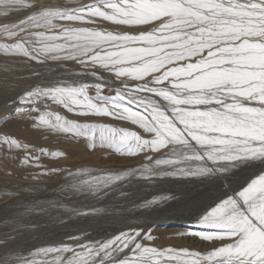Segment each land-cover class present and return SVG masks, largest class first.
Returning a JSON list of instances; mask_svg holds the SVG:
<instances>
[{"label":"snow or ice","instance_id":"1","mask_svg":"<svg viewBox=\"0 0 264 264\" xmlns=\"http://www.w3.org/2000/svg\"><path fill=\"white\" fill-rule=\"evenodd\" d=\"M0 59L4 77L34 78L4 101L0 152L32 192L60 181L46 205L0 193V264H264V0H0ZM24 121L121 166L65 167L70 153L9 131ZM168 182L179 195L133 200L134 186ZM130 201H184L194 227L181 235L203 250L158 246L153 222L18 251L41 217L119 219Z\"/></svg>","mask_w":264,"mask_h":264},{"label":"rangeland","instance_id":"2","mask_svg":"<svg viewBox=\"0 0 264 264\" xmlns=\"http://www.w3.org/2000/svg\"><path fill=\"white\" fill-rule=\"evenodd\" d=\"M50 2L75 4L77 3V0H50ZM2 63L3 61L0 59V64ZM19 69L23 70V72L26 71L25 74L20 73L17 75V72H13ZM33 79L34 78L30 76L28 70L23 66L14 67L7 77L0 74V80L8 83V89L5 87V89L0 93V125H2V118L10 111L9 108L4 107L5 99L16 92L27 88ZM59 110L63 114V110ZM9 131H11L17 138L36 148H47L51 151L63 150L70 153V158L61 162L65 167L79 166L81 164L96 168L121 166L116 159L107 161L101 160L102 155H105L104 153L99 151L89 153L82 145L74 146L63 136H55L40 130H35L31 127V122L29 121L11 124L9 126ZM9 157V153L0 152V193L10 188H22V197L29 199L35 198L39 201V203L45 205L51 203L56 198L59 192L57 185L60 181L58 179L50 180L46 183L41 181L40 186L42 190L39 192H32L28 185H34L35 182L25 180L24 176L27 173L25 171H21L13 162V159ZM8 171H12L13 175H5ZM181 187L182 185L172 182L160 183L157 185L141 183L134 186L132 189V192L134 193L133 200L142 202L144 199H151L154 196L169 195L172 192L179 195ZM4 202L12 205L13 208L17 207V205L12 204L11 200H6ZM170 203L171 207L168 205H161V210L153 211L152 209L138 208L130 201L124 206V211L122 213L123 218L118 219L111 215L104 216L102 219L78 218L73 216L70 222L71 226L68 228H65L59 223H52L47 217H41L38 219V229L21 235L18 238L16 245L18 247V251L27 253L33 248H38L52 242H59V240L63 238L65 232L79 234L80 231L83 230L93 239H99L106 235H111L114 230L123 228L126 225L144 226L147 224H153L154 222L155 231L153 232V235L157 238L155 243L158 246L203 250L201 247L203 242L198 241V239H193V237L187 236L179 237L174 233L176 229H180L182 224L190 226L185 228L188 231L191 230L194 225L190 219V212H188L185 208L184 201ZM195 210L196 208L192 206V211ZM7 213L8 210L2 209V203H0V215ZM178 237L181 240H179Z\"/></svg>","mask_w":264,"mask_h":264},{"label":"bare ground","instance_id":"3","mask_svg":"<svg viewBox=\"0 0 264 264\" xmlns=\"http://www.w3.org/2000/svg\"><path fill=\"white\" fill-rule=\"evenodd\" d=\"M13 72H17L16 74L18 75V74H20V73H24L25 74V72H23V70H21V69H19V70H16V71H13ZM17 77H19V76H17ZM7 85H8V83L7 82H5V81H2V80H0V93L5 89V87L7 88ZM8 89V88H7ZM4 97V96H3ZM56 148V147H55ZM51 149H53V148H51ZM53 151H56V150H53ZM185 210V209H184ZM178 211H180V210H178ZM177 211V212H178ZM184 212V211H183ZM167 213V212H166ZM172 213V212H171ZM160 216V215H159ZM161 217H162V215H161ZM130 219V218H129ZM115 222H116V220H115ZM128 223V222H127ZM182 226V227H181ZM180 226V229L178 228V229H176L175 230V234L176 235H178L179 237H181L182 235H181V233H184V232H186V231H188L187 229H185V228H187V227H190V226H188V225H185V224H182ZM157 231V230H156ZM170 231V230H169ZM168 234V233H167ZM179 237H178V239H179ZM187 237H191V236H187ZM184 238H186V237H184ZM191 239V238H190ZM193 239H195V238H193ZM171 240V239H170ZM179 240H181V239H179ZM185 240V239H184ZM166 241V240H165ZM196 241V240H195ZM179 242V241H178ZM183 242V241H182ZM185 242V241H184ZM193 242V241H192Z\"/></svg>","mask_w":264,"mask_h":264}]
</instances>
